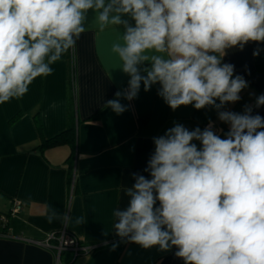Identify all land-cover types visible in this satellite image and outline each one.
<instances>
[{
	"label": "clouds",
	"instance_id": "1",
	"mask_svg": "<svg viewBox=\"0 0 264 264\" xmlns=\"http://www.w3.org/2000/svg\"><path fill=\"white\" fill-rule=\"evenodd\" d=\"M90 10L92 24L123 28L111 52L128 86L105 108L122 114L121 98L158 84L173 111L211 106L229 125L225 138L211 122L191 131L177 123L154 137L144 170L151 178L132 174L127 207L113 212L115 234L145 249L175 247L184 264H264V117L247 105L221 110L248 87L223 57L264 43V0H0V105L52 74L87 30ZM262 105L264 94L256 98Z\"/></svg>",
	"mask_w": 264,
	"mask_h": 264
},
{
	"label": "crops",
	"instance_id": "2",
	"mask_svg": "<svg viewBox=\"0 0 264 264\" xmlns=\"http://www.w3.org/2000/svg\"><path fill=\"white\" fill-rule=\"evenodd\" d=\"M94 15L90 10L87 30L51 65V75L36 78L22 98L0 105V216H6L0 234L7 233L0 235V264H184L174 255L175 247L145 249L121 240L113 212L127 207L125 192L135 183L133 173L151 178L144 170L154 152V137L177 123L191 131L211 122L212 130L225 138L229 125L211 106L197 110L190 104L173 111L157 94L158 84L147 92L142 84L131 101L121 98L127 105L122 114L105 108L117 91L127 88L129 76L114 69L119 61L111 52L122 26L100 28L92 24ZM123 19L134 23L128 16ZM256 49L264 52V43L226 50L222 63L234 65V77L242 76L248 87L239 101L221 110L243 113L247 105L252 115L264 117V105L256 107V98L264 94V72L254 67ZM143 116L148 120L139 127L137 118ZM72 120L76 140L69 165V145L38 147ZM192 143L201 147L200 141ZM16 201L21 209L11 214ZM63 228L92 250L76 255L65 250L58 260L53 250L31 241Z\"/></svg>",
	"mask_w": 264,
	"mask_h": 264
},
{
	"label": "built area",
	"instance_id": "3",
	"mask_svg": "<svg viewBox=\"0 0 264 264\" xmlns=\"http://www.w3.org/2000/svg\"><path fill=\"white\" fill-rule=\"evenodd\" d=\"M21 202L16 201L11 210V214L17 213L21 209ZM6 216H0V222L2 226L5 224ZM0 235H6L5 231H2ZM32 242L41 244L56 253V257L59 260V256L65 250H71L76 254L88 253L92 250V247L84 245L79 239L68 232L65 228L57 231L47 232L42 240H31Z\"/></svg>",
	"mask_w": 264,
	"mask_h": 264
},
{
	"label": "trees",
	"instance_id": "4",
	"mask_svg": "<svg viewBox=\"0 0 264 264\" xmlns=\"http://www.w3.org/2000/svg\"><path fill=\"white\" fill-rule=\"evenodd\" d=\"M254 67L257 72H264V52H261L259 53L258 56L254 57ZM95 116L96 115H92L88 119H92ZM15 117L16 116L12 117L10 121L13 120ZM147 120H148L147 116L137 118L138 126L139 127L143 126L147 122ZM259 130H264V129H258V131ZM75 140H76L75 123L74 120H72V122L68 125V127L62 132L55 134L49 138H43L38 148L43 150L45 148L54 147L58 145H64V144L69 145L71 151L66 161L69 162V165H71L73 149L75 147Z\"/></svg>",
	"mask_w": 264,
	"mask_h": 264
}]
</instances>
